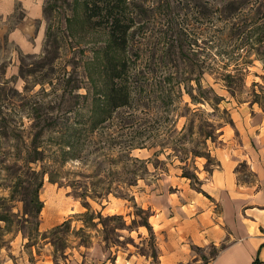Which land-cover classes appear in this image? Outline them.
I'll return each instance as SVG.
<instances>
[{
  "label": "rangeland",
  "instance_id": "1",
  "mask_svg": "<svg viewBox=\"0 0 264 264\" xmlns=\"http://www.w3.org/2000/svg\"><path fill=\"white\" fill-rule=\"evenodd\" d=\"M25 2L18 0L12 13L0 14V102L6 106L2 112L9 126H29L32 113L27 105L33 100L62 102L58 109L53 110L54 114L69 116V120L76 121V133L81 137V142L73 147L79 155L64 165V169L74 172L70 176L87 181L133 179V165L126 168V173L108 172L109 169L122 170L123 164L110 161V158L117 157L119 145L111 146L105 135L114 134L122 139L127 133L126 137H129L125 126L119 125L123 121L117 126L106 127L110 123L106 120L91 127L90 117L97 113V103L107 86V77L100 67V53L108 33L100 26V14L90 16L87 9L94 2L100 4V0H42V19L33 22V31L26 39V45L20 46L10 36L18 17L25 13ZM134 2L137 5L131 11L133 25L127 45L129 67L150 72L148 80L133 93L131 108L123 106L118 109L117 117L129 120L134 129H139L146 119L151 130L144 145L132 147L130 152L146 162L145 169H137L136 184L130 186L133 200L129 194L121 197L110 193L102 201L88 196L90 210L94 214L85 226L83 220L87 217L80 213L87 207L82 199L74 194L71 185L50 181L45 174L39 191L43 200L39 212L40 233L31 240L20 230L7 231L0 220V264H208L231 241L222 217H216L224 208H232L234 204L228 203L227 191H219L218 188L225 184L233 191L232 180L236 189L241 190L245 181H254V176L247 162L243 161L237 164L233 174L231 161H226L225 149L231 148L233 153H239L233 148H264V65L251 53L243 82L231 94L219 74L207 70L211 63L205 61L202 82L212 85L223 99L218 103V110L209 102H195L186 92L180 77L186 66L176 38L185 32L193 33L200 24L197 2ZM42 23L43 34H38L34 26L38 28ZM169 72H172V77L167 81L164 78ZM191 83L196 86L195 79ZM95 98L96 106L91 111V102ZM223 107L233 116L234 126L222 124L216 130L215 140H207L212 156L223 158L222 170L212 176L207 170L212 166V159L207 160L204 156H196L194 160L189 158L194 161V167L190 168L200 179L198 182L190 181L180 175L183 161L180 160L182 153L177 150L178 130L189 116L190 109L197 112L195 115L191 113L195 123L199 122L200 111L205 120L219 123L225 118L221 112ZM115 114L116 111L113 112ZM244 120L248 126L252 123V128L257 125L262 133L250 134L247 125H243ZM55 134L54 130H45L43 138L48 140ZM171 134L175 143L168 144ZM11 140L10 137H2V148H9L14 142ZM259 165L264 172V155ZM1 181L0 194H5ZM134 201L149 210L150 227L133 225L132 228H119L117 234L103 231L97 211L103 215L121 214L130 223L133 217L143 215L142 212L136 214ZM20 207L18 201L14 210ZM202 210L206 211L205 216L194 220L193 217ZM67 218L66 226L53 229ZM206 219L208 223H203ZM188 220L199 223L197 234L214 239H198L196 236L193 239L186 234L183 226ZM217 220L219 223L215 222ZM114 222L107 220L109 225ZM80 226H84L82 232L79 231ZM105 235L109 241L115 242L110 248L103 247ZM152 250L157 251V258L152 255Z\"/></svg>",
  "mask_w": 264,
  "mask_h": 264
},
{
  "label": "trees",
  "instance_id": "2",
  "mask_svg": "<svg viewBox=\"0 0 264 264\" xmlns=\"http://www.w3.org/2000/svg\"><path fill=\"white\" fill-rule=\"evenodd\" d=\"M195 1L199 17H201L200 24L193 33L185 32L176 38L181 45L179 51L183 54L182 59L186 66L180 77L193 101L209 102L214 109L218 110V103L223 99V95L218 93L212 85L202 82V76L206 70L204 63L207 60L211 63L207 70L216 71L231 94L243 82L246 65L251 62L249 57L251 53H254L264 65V0ZM135 5L137 4L134 0H100V4L94 2L87 7L90 16L100 14V20H98L100 26L108 33L106 44L100 53V67L107 77V86L100 102L97 103V113L90 117L91 127L106 120L110 122L106 124V127L117 126L120 121H123L119 125L125 126L129 131V137H126L127 133L122 139L114 134L105 135L111 146L119 145L117 157L110 158V161L123 164L122 170L109 169L108 172L126 173V168L133 165L136 170V172L133 170L135 176L133 179L118 181L106 179L87 181L74 176L72 178L70 175L74 172L64 169V165L79 155L73 147L75 143L81 142V137L76 133L78 127L75 126L76 121L69 120V116L54 114L53 110L58 109L62 102L52 100L30 102L27 106L32 113V121L27 128L23 124H11L10 127L6 115L2 112V108L6 106L0 102V179L6 190L5 194H0V220L4 222V228L7 231L20 230L23 236H28L31 240L35 238V234L39 232V212L43 206L39 191L45 174L50 181L72 186L74 194L79 196L87 207L80 213L87 217L83 220L85 226L94 214L93 210H90L88 196L102 201L110 193L121 197H127L129 194L133 200L134 196L129 193L130 186L136 184L137 169H145L146 162L144 159L132 156L130 152L132 147L144 145L145 139L149 138L148 132L151 130L146 119V122L145 120L141 122L139 129H134L133 123L129 120L117 117L118 109L123 106L131 108L133 93L148 80L150 72V70H137L136 67L132 70L129 67L128 34L133 25L131 11ZM213 47L215 51H211ZM230 64H232L231 67H229ZM171 74L172 72L167 73L164 79L169 81ZM192 79H195V87L192 86ZM253 101L259 100L253 99ZM95 106L96 98L91 102V111ZM190 110L189 116L178 130L179 148L177 150L182 153L180 160L183 161L180 165L182 168L180 175L189 178L190 181L198 182L200 179L196 171L190 168L194 167V161L191 162L190 159L194 160L196 156H204L207 160L212 159V166L207 169L209 172L219 165V161L212 156L211 150L207 147V140H215L216 130L222 124L233 125L234 123L230 111L224 107L221 112L225 114V118L219 123L205 120L201 111L199 122L195 123L193 115L197 112ZM115 111L116 114L113 115ZM45 130H54L56 134L45 140L43 138ZM2 137H10L11 141L14 140L9 148H2ZM170 143H175L172 134L168 140V144ZM173 149L176 150L174 146ZM105 155L108 156L109 153L106 152ZM100 170H102L101 166ZM18 201L21 207L14 210ZM134 206L136 214L142 212L143 215H140V218L133 217L130 223H127L121 214L103 215L101 211H97L103 231L117 234L119 228H132L133 225L143 224L150 227L149 210L142 208L136 201ZM107 220L115 222L109 225ZM67 223L68 218L56 224L53 229L66 226ZM83 230L84 226H80L79 231ZM102 240L105 248L115 244L107 239V235L103 236ZM152 255L157 258V251L152 250ZM257 263L258 260L254 259L248 264Z\"/></svg>",
  "mask_w": 264,
  "mask_h": 264
},
{
  "label": "crops",
  "instance_id": "3",
  "mask_svg": "<svg viewBox=\"0 0 264 264\" xmlns=\"http://www.w3.org/2000/svg\"><path fill=\"white\" fill-rule=\"evenodd\" d=\"M17 4L18 0H0V14L12 13ZM23 6L26 8L24 10L25 13L18 17V21H16L18 23L12 29L10 36L20 46L26 45V39L33 31V22L37 19H42L44 10L42 0H26ZM34 29H36L38 34H43L44 24L42 23L38 28L34 26ZM231 117L233 116L231 115ZM246 123L244 120L243 125L246 126ZM251 124L250 126L247 125L250 134L252 132L254 135L262 133L257 125L252 128ZM233 150H239L240 152L236 153L237 151H235L233 153L231 148L229 150L225 149L226 161H231L230 168L234 169L232 173L234 174L238 163L247 162L249 171L254 176V181H245L241 190L236 189V183L235 181L232 183V180L230 181V185L233 184V191L225 184L221 188H218L219 191L221 189L227 191L226 199L228 203L230 202L229 204H234L235 206L232 208H224L216 217H222L231 241L224 248L220 249L208 264H248L254 259L258 260L257 264H264V172L259 165V160L264 155V148L261 146L256 150L247 146L246 148H233ZM217 160L219 161V165L211 169L210 174L212 176L215 174L218 175L223 167V158L218 156ZM205 213L206 211L202 210L193 219L198 220L200 217L203 218ZM212 218L209 219L212 221ZM202 222L208 223V219ZM215 222L219 223V220ZM198 225L199 223L188 220L184 223L183 229L193 239L195 236L198 239L200 237L214 239L211 236L197 234L199 231Z\"/></svg>",
  "mask_w": 264,
  "mask_h": 264
}]
</instances>
